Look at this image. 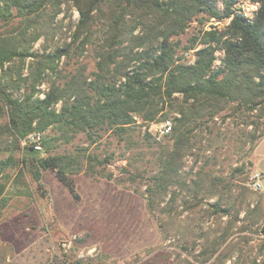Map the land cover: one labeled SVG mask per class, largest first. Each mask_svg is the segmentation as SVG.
Listing matches in <instances>:
<instances>
[{"label":"trees","instance_id":"obj_1","mask_svg":"<svg viewBox=\"0 0 264 264\" xmlns=\"http://www.w3.org/2000/svg\"><path fill=\"white\" fill-rule=\"evenodd\" d=\"M221 1L223 11L215 0H0V115L6 117L0 126L15 143L26 140L29 156L23 160L33 177L39 181L42 170H52L77 198L71 174L82 170L83 159L40 156L31 134L40 133L48 150L57 140L46 133L51 128L65 141L79 132L94 141L108 131L126 139L134 127L141 132L144 126L142 141L152 150L153 171L143 197L160 226L173 215L177 200L184 208L205 199L212 213L230 214L235 204L222 193L238 186L233 176L243 172L244 163L231 167L227 178L213 168L225 140L233 142L242 160L264 137V0H249L258 4L252 16L233 9L236 0ZM73 8L77 20L64 25L58 15ZM211 18L229 21L222 30L205 29ZM194 20L198 32L179 54L177 37ZM6 26L10 29L3 32ZM39 39L41 51L33 50ZM217 49L223 55L215 66ZM87 51L93 57L90 70L86 62L72 60ZM190 51L191 62L185 57ZM44 83L47 88L41 89ZM167 119L170 133L156 139L147 125ZM226 120L235 129L223 127ZM186 156L199 162L195 171L184 172ZM240 211L235 208L226 230L211 239L204 261L225 244L236 221L261 223L258 231L264 234L257 208H247L242 219ZM230 253L216 257L223 261ZM251 264H258L256 257Z\"/></svg>","mask_w":264,"mask_h":264},{"label":"rangeland","instance_id":"obj_2","mask_svg":"<svg viewBox=\"0 0 264 264\" xmlns=\"http://www.w3.org/2000/svg\"><path fill=\"white\" fill-rule=\"evenodd\" d=\"M253 4L249 0H236L232 7L250 16L254 12ZM215 5L223 11L221 0H215ZM59 17L67 25L76 21L78 14L73 8ZM228 21V18H211L204 28L210 29L213 25L222 30ZM7 27L2 31H8L10 27ZM198 29L199 24L194 20L177 37L179 54L182 45L188 44L189 37ZM41 42V39L36 41L32 49L41 51ZM185 57L193 60L192 51ZM76 58L86 62L88 70L93 67L91 51L72 60ZM40 88L46 89L47 83ZM5 119L0 115V125ZM160 122L147 125L156 139L163 137L156 135ZM221 125L235 129L229 120ZM144 129L143 126L140 132V127H134L126 139L108 131L94 141L82 132L65 141L60 131L51 128L46 133L57 140L48 150L37 139L40 133L31 134L28 138L31 142L38 140L40 156L60 153L82 157V170L71 174L78 195L75 198L52 170H42L37 181L24 164V157L29 156L24 147L26 140L15 143L0 126V264H237L239 250L241 263L238 264H251L253 257L261 264L264 258L260 250L264 234L258 231L261 223L236 221L217 252L231 250L225 260L219 261L216 253L204 261L203 253H209L211 239L218 238L231 223L235 208H240L241 219L247 208H257L256 214L264 221V137L257 145L260 160L257 166L261 170L253 165L254 150L238 160L230 139L225 140L218 152L219 162L211 167L216 175L227 178L231 167L244 163L243 172L233 176L238 186L232 185L231 190L222 193L223 200L227 198L235 204L230 214L212 213L205 199L184 208L177 200L173 215L165 216V224L160 226V220L148 212L143 197L144 183L153 171L148 162L152 150L142 141ZM88 155H94L97 161L88 162ZM198 165L199 162L194 164L193 156H186L183 170L195 171ZM254 172L261 174L259 189L250 185ZM241 226L245 228L240 229ZM231 245L235 246L230 249Z\"/></svg>","mask_w":264,"mask_h":264},{"label":"built area","instance_id":"obj_3","mask_svg":"<svg viewBox=\"0 0 264 264\" xmlns=\"http://www.w3.org/2000/svg\"><path fill=\"white\" fill-rule=\"evenodd\" d=\"M257 5H258L257 3H254L253 4V7H254V10L253 11H255L257 9ZM244 15H246V14L244 13ZM252 15H253V13H252ZM252 15H250V16H252ZM246 16H249V15H246ZM214 54H215V57H216L215 60H214V65L216 66V65H219L220 62H221V57L223 55V50L217 49L214 52ZM171 127H172V121H171V119H167V120L161 121L156 126V135L158 137H161V136H165V135L169 134L170 131H171ZM37 139H38V135H37ZM37 141H36L35 147L36 148H39L40 146L37 144ZM250 185H251V187L253 189H259V188H261V186H262V183H261V174L259 172H254L251 175Z\"/></svg>","mask_w":264,"mask_h":264},{"label":"crops","instance_id":"obj_4","mask_svg":"<svg viewBox=\"0 0 264 264\" xmlns=\"http://www.w3.org/2000/svg\"><path fill=\"white\" fill-rule=\"evenodd\" d=\"M258 145V144H257ZM257 145H256V147H255V149H254V157H255V159H254V163H253V165H255L257 168H258V163H259V156L257 155ZM258 169H260V168H258ZM261 170V169H260ZM262 171H264V169L262 170Z\"/></svg>","mask_w":264,"mask_h":264}]
</instances>
